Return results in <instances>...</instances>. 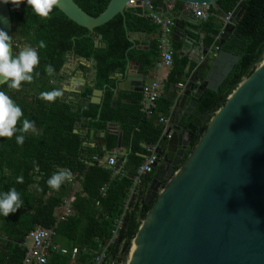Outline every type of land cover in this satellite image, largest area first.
<instances>
[{
	"label": "trees",
	"instance_id": "trees-1",
	"mask_svg": "<svg viewBox=\"0 0 264 264\" xmlns=\"http://www.w3.org/2000/svg\"><path fill=\"white\" fill-rule=\"evenodd\" d=\"M85 12L98 15L109 0H74ZM161 0H153L158 5ZM220 9L229 13L236 6L243 8L242 15L234 26L233 32L225 40L221 49L240 56L232 70L220 84L217 91L205 89L196 101V108L190 117L182 121L183 128L190 132L192 148L210 119V112L217 110L229 94L230 88L238 83L245 74L252 72L253 64L264 48V0H219ZM12 25L15 27V40L22 47L30 45L36 48L39 64L34 68L32 83L22 82L19 91L11 89L6 83L0 85L17 104L22 117L17 128L22 127L24 119L35 123L36 133L24 134L23 144L16 143V136L0 137V192L15 188L23 200L17 212L4 217L0 214V264H20L25 253L24 240L28 232L37 226L52 228L55 231L54 242L66 247L69 252H50L46 264H92L94 256L111 237V231L117 218L123 211V205L132 185V177L143 158L149 154L147 147H159L163 144L162 125L158 116L168 115L172 101L162 95L157 101L154 115L147 118L140 111L141 93L136 94L133 104L121 103L111 106L112 92L106 88L101 107L90 101L93 88H85L71 97L53 83L59 82L57 75L66 61L68 54L79 58L93 59L96 63L95 87L104 88L112 85L110 76L124 69L129 58H136L142 66L151 65L157 56L158 42L154 41L149 51H137L131 47L127 32L157 30V26L141 15L140 8L129 7L125 17L115 15L105 24L95 27L92 32L71 21L56 7L48 18L36 15L26 0L14 7L8 3ZM212 15L215 10L208 8ZM206 30L211 34L207 46L218 45L222 27L214 23L211 16L206 21ZM99 35L105 47L94 45L95 36ZM44 41L45 48H39ZM180 48L173 44V51ZM19 46H13V56L18 54ZM138 53V55L136 54ZM51 64L55 75L48 76L45 65ZM188 60L173 56L172 67L166 80V86L194 80L195 85L202 81L205 69L185 68ZM39 73L36 76L35 73ZM185 78V79H184ZM60 89L62 96L53 102L39 98L42 91ZM208 115V116H206ZM205 116V117H204ZM108 122L120 124L123 134L121 146L128 151L125 157L124 174L112 176V170L99 163L106 152L114 149L117 137L106 135V150L101 151L84 147V130H105ZM143 144L147 146L144 148ZM188 154L184 153L183 158ZM144 155V157L142 156ZM70 169L72 178L81 186L80 192L74 193L71 204L72 213L58 219L55 209L69 195L72 185L68 181L61 184L59 190L50 188L46 181L59 169ZM154 172L145 175L138 188L135 200L129 203L125 211L121 242L108 247V257L121 262L131 247L141 220L150 205L144 201L145 186L152 179ZM17 177L23 182L18 183ZM72 248H77L71 258Z\"/></svg>",
	"mask_w": 264,
	"mask_h": 264
},
{
	"label": "water",
	"instance_id": "water-1",
	"mask_svg": "<svg viewBox=\"0 0 264 264\" xmlns=\"http://www.w3.org/2000/svg\"><path fill=\"white\" fill-rule=\"evenodd\" d=\"M170 1L172 5L180 3L186 8L220 9L219 0ZM166 5L162 0L158 2L164 12ZM55 7L92 32L117 14L124 18L130 4L129 0H109L96 16L85 12L74 0H58ZM242 12L243 8L238 5L229 14L224 12L227 19L216 20L222 27L218 54L214 58L207 56L210 68L196 88L195 81L191 80L182 94L176 96L175 86L170 87L171 134L156 148V169L143 194L150 209L131 241L132 248L120 264H264V48L252 72L234 84L225 102L208 114L207 127L192 148L190 132L183 128L177 110L184 108L191 94L189 107L196 108L202 92L217 91L238 62L240 56L221 47ZM173 17L176 18V13ZM175 27L181 35L178 22ZM0 29L12 37L10 10L2 0ZM97 37L94 45L105 47L101 37ZM128 40L131 41L129 36ZM11 51L13 54L12 39ZM125 76L135 91H142V73L129 70ZM91 101L100 104L96 95ZM116 134L119 148L122 132ZM186 151L188 154L183 158ZM121 240L122 233L118 238Z\"/></svg>",
	"mask_w": 264,
	"mask_h": 264
},
{
	"label": "crops",
	"instance_id": "crops-1",
	"mask_svg": "<svg viewBox=\"0 0 264 264\" xmlns=\"http://www.w3.org/2000/svg\"><path fill=\"white\" fill-rule=\"evenodd\" d=\"M162 1L166 2L167 5H166V12H164L162 8L161 11L171 16L174 19L175 24L176 22H178V26L181 27V29L178 30L179 32H181V35L177 34L175 30L176 27H174L173 33L170 38L172 49L174 42L180 44V48L174 51L173 56H177L178 58L184 57L186 60H188V65L185 68V72H188L190 67H193L195 70L196 68L200 69L202 66L205 65L206 66L205 74H206L210 68V63H208V61L206 60L207 56L214 58L218 54V51L215 50V45L212 44L210 46H207L206 44L208 39L212 37L211 34H209V32L206 30V21L209 17L213 16L214 23H216L217 19L225 20L226 15H224V12L221 9L216 10L213 8L215 10V13L212 15L211 13H209L207 7H200L201 10L204 12V16L197 17L195 15V11L193 7L186 8L180 3H176L175 5H172L173 2L170 0L169 1L162 0ZM184 10L185 13L182 14ZM173 13H176V18L173 17ZM128 36L131 39L130 48H134L137 51H149L152 43L154 41L158 42L160 38V32L157 27V30L152 32H148V31L128 32ZM97 38L98 37L95 36V40ZM136 54L138 55V53ZM158 60H159V52L157 56L153 58L154 63H152L151 65L142 66L138 59L129 58L126 61V65L124 69L115 71L110 76L112 85L100 89L95 87L96 84L95 61L93 59L79 58L74 56L73 54H70L67 56L65 66L58 73V76L60 77L58 88H61L65 96L67 95L70 96L74 93H79V91H82L87 87L93 88L90 101L96 95V97H98L100 100V104H98L100 107L102 105L104 91L106 88H108L112 92L111 106H115L116 104H118L119 101L121 103L133 104L135 102L136 94L141 92L135 91L130 81L126 79L125 74L127 73V71L132 70L143 74L144 77H143L142 87L146 84H149L151 81L155 79L156 76L159 75L160 77H162V85H161L162 95L164 94L170 99L169 97L170 87L175 86V95L179 96L180 94H182L183 91L182 92L179 91L177 85H170L168 87L166 86L167 76L172 66L170 68L157 71L156 63L158 62ZM188 79L189 78H186L185 82H182L185 84V86L189 82ZM199 83L200 81L197 82V84L194 86V89ZM115 93H116V97L115 99H113ZM192 99L193 96L191 94L190 96L187 97L186 105L184 106V108L182 110L177 109L179 112L178 119L180 121L185 120L183 118L185 112L188 113L187 118L193 114L195 108L192 109L191 107H189V104ZM170 100L172 101V99ZM156 108H157V104H156ZM172 108H173V101H172V106L170 107L169 114L160 115V116H169L171 117V120L173 122V116L171 115ZM140 111L144 114V112L141 110V106H140ZM118 131H121L123 134L122 128L120 124L117 122H108L105 130L85 129L84 147L105 151L106 135L112 134L118 137L116 134V132ZM101 140H103V143ZM119 148L122 151L125 152L127 151L122 146ZM114 149H118V147H115ZM108 153L109 151L106 152L105 156L102 158L103 160L105 159ZM72 189L73 190H71L69 195H67L64 199L72 195L74 196L73 192H80L81 186L78 182H76L74 185H72ZM55 216L59 220L66 216L62 204L55 209Z\"/></svg>",
	"mask_w": 264,
	"mask_h": 264
},
{
	"label": "built area",
	"instance_id": "built-area-1",
	"mask_svg": "<svg viewBox=\"0 0 264 264\" xmlns=\"http://www.w3.org/2000/svg\"><path fill=\"white\" fill-rule=\"evenodd\" d=\"M139 2V4H137ZM130 7L140 8L141 15L150 20L154 25H156L160 32V38L158 40L159 49V60L156 63L157 71L170 68L173 62L174 51L171 48L170 38L175 27L174 19L163 13L161 7L156 5L153 0H129ZM195 15L197 17H203L204 12L201 8L193 7ZM229 14V13H228ZM228 15L225 16V19ZM218 36L216 39H219ZM215 50H218L215 46ZM190 81V79H188ZM187 81V82H188ZM162 77L159 75L155 77L153 81L142 87V98L140 100L141 110L147 117L154 115L156 110V104L158 99L162 95ZM177 87L179 91H183L185 88L184 83H178ZM158 123L162 125V135L161 138L169 137L171 134V126L173 124L171 117L160 116L157 120ZM147 150L149 152L146 155L132 177V185L127 195L126 201L123 205V211L119 218L116 219L114 228L111 231V237L102 246L101 250L97 252L94 256L92 264H120L115 260L108 257V247L111 246L115 240L119 238L120 230L123 224V218L125 211L129 208V203L135 200L138 192V188L142 182V178L153 172L157 161L156 147L148 146ZM128 151H122L120 148L110 150L106 155L105 159H99V163L104 164L107 168L112 170V176H121L124 174V164L125 157ZM69 184L74 185L75 181L73 178L68 181ZM74 200V196H70L63 200L62 205L64 208L65 215L72 213L71 204ZM55 231L52 228H44L37 226L30 230L25 237L23 245L25 246V253L23 260L20 264H46L50 252H60L66 254L69 250L66 247L54 242ZM77 248H72L71 258L73 259L77 253Z\"/></svg>",
	"mask_w": 264,
	"mask_h": 264
},
{
	"label": "clouds",
	"instance_id": "clouds-1",
	"mask_svg": "<svg viewBox=\"0 0 264 264\" xmlns=\"http://www.w3.org/2000/svg\"><path fill=\"white\" fill-rule=\"evenodd\" d=\"M3 3H11L14 7H19L23 0H2ZM26 4L31 6L33 12L43 18H48L49 13L58 4V0H26ZM11 39L4 30L0 29V83H6L9 88L20 90L22 82L32 83L34 80V68L39 64V55L36 48L25 45L20 48L18 54L13 56L11 51ZM39 48H45L44 41H40ZM44 71L48 76L55 75V69L51 64L45 65ZM39 76V73H35ZM39 98L48 102L55 101L62 96L60 89L42 91ZM21 108L4 92L0 91V137H13L14 133L20 132L16 136V143L23 144L24 134L31 131L36 133L35 123L24 119L22 127L17 128V122L22 117ZM72 173L70 169L64 168L53 172L47 179V185L59 190L62 183L70 181ZM17 182L22 183L23 178L17 177ZM23 205L20 193L13 187L7 192H0V214L7 217L9 214L17 212Z\"/></svg>",
	"mask_w": 264,
	"mask_h": 264
},
{
	"label": "flooded vegetation",
	"instance_id": "flooded-vegetation-1",
	"mask_svg": "<svg viewBox=\"0 0 264 264\" xmlns=\"http://www.w3.org/2000/svg\"><path fill=\"white\" fill-rule=\"evenodd\" d=\"M14 34H15V27L12 25V49H13V46H16V45L19 46V48H21L22 46L19 45V44H18V41L15 40V35H14ZM68 55H70V54H68ZM68 55H67V56H68ZM67 56H66V59H67ZM65 63H66V61H65ZM65 63H64V64H65ZM64 66H65V65H64ZM64 66H62V68H63ZM62 68H61V69H62ZM57 76H58V75H57ZM58 77H59V76H58ZM53 83L58 85L59 82L56 81V79H53ZM60 89H61V88H60ZM80 92H81V91H79V93H80ZM64 95H65V94H64ZM67 96H68V95H67ZM68 97H71V96H68ZM155 169H156V167H154V171H155ZM154 171H153V172H154ZM153 174H154V173H153Z\"/></svg>",
	"mask_w": 264,
	"mask_h": 264
},
{
	"label": "bare ground",
	"instance_id": "bare-ground-1",
	"mask_svg": "<svg viewBox=\"0 0 264 264\" xmlns=\"http://www.w3.org/2000/svg\"><path fill=\"white\" fill-rule=\"evenodd\" d=\"M262 60H263V62H264V54H263V58H262ZM132 245H133V243L131 244V247H130V249L132 248Z\"/></svg>",
	"mask_w": 264,
	"mask_h": 264
}]
</instances>
